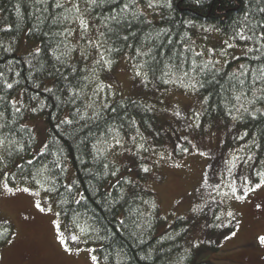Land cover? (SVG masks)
<instances>
[{
	"label": "trees",
	"instance_id": "16d2710c",
	"mask_svg": "<svg viewBox=\"0 0 264 264\" xmlns=\"http://www.w3.org/2000/svg\"><path fill=\"white\" fill-rule=\"evenodd\" d=\"M24 38L40 50L19 54ZM125 59L158 91L195 96L205 133L253 145V182L264 181V0H0V182L49 197L99 264H195L235 223L219 227L216 203L208 238L189 217L168 224L150 150L169 134L148 104L107 83ZM28 118L48 125L38 154ZM189 151L184 139L175 154ZM0 231L4 246L12 227Z\"/></svg>",
	"mask_w": 264,
	"mask_h": 264
},
{
	"label": "rangeland",
	"instance_id": "374dc122",
	"mask_svg": "<svg viewBox=\"0 0 264 264\" xmlns=\"http://www.w3.org/2000/svg\"><path fill=\"white\" fill-rule=\"evenodd\" d=\"M209 43L212 46L218 44L219 49L226 50L227 54L238 53L217 37ZM38 50L39 43L28 44L24 38L19 54ZM107 83L116 92L148 104L169 134L162 149L146 148L150 150L153 162L150 187L158 196L168 224L178 217H189L198 222V235L208 238L207 227L216 203L222 206L224 217L219 227L227 221L235 223L220 249L204 253L195 264L201 261L264 264V243L259 239L264 237V181L253 182V145L231 149L227 146L225 132L205 133L202 105L195 96L176 90L158 91L144 74L131 73L126 59L112 72ZM25 124L37 136L35 154L42 152L48 141L47 123L42 118H28ZM184 139L190 143L191 151L183 157H176L175 152L183 145ZM127 151V147L120 150L121 160L125 159ZM74 175L71 170L69 183L74 180ZM1 181L0 224H10L12 235L6 245L0 246V264H99L96 258L93 259L94 249L85 245L78 232L64 226L49 197L31 186L6 188L7 184ZM9 188L12 191H8ZM36 204H40L44 211L41 212ZM61 234L70 251L60 243ZM3 235L0 231V240Z\"/></svg>",
	"mask_w": 264,
	"mask_h": 264
},
{
	"label": "snow or ice",
	"instance_id": "6c2138e0",
	"mask_svg": "<svg viewBox=\"0 0 264 264\" xmlns=\"http://www.w3.org/2000/svg\"><path fill=\"white\" fill-rule=\"evenodd\" d=\"M149 6H152V5L150 4ZM241 39H250V37H244V36L241 35ZM9 87H11V85H9ZM144 170L147 171V169H144ZM5 187L7 188V185H5ZM257 187H259V185H257ZM8 191H12V189L9 188ZM24 191L27 192V191H29V189H24ZM36 207H37L41 212L44 211V208H42V207L40 206V204H36ZM229 215H231V213H229ZM233 235H235V233H233ZM59 239H60V243H61L62 245H65V250H66V251H70V249H68L67 246H66V245H67V241L64 239V237H63L62 234L60 235ZM72 239L75 240L76 237H72ZM259 239H260L261 243H264V237H260ZM93 259H95V257H93Z\"/></svg>",
	"mask_w": 264,
	"mask_h": 264
}]
</instances>
